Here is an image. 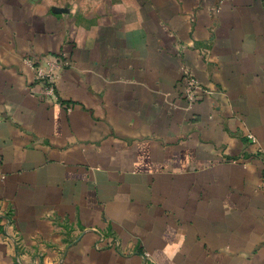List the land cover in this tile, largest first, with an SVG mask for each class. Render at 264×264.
<instances>
[{"label": "crops", "instance_id": "0c3cea01", "mask_svg": "<svg viewBox=\"0 0 264 264\" xmlns=\"http://www.w3.org/2000/svg\"><path fill=\"white\" fill-rule=\"evenodd\" d=\"M63 52L56 104L24 59ZM250 134L264 0H0V264H264Z\"/></svg>", "mask_w": 264, "mask_h": 264}, {"label": "built area", "instance_id": "2783aa9c", "mask_svg": "<svg viewBox=\"0 0 264 264\" xmlns=\"http://www.w3.org/2000/svg\"><path fill=\"white\" fill-rule=\"evenodd\" d=\"M222 1V0H221ZM26 65H28L34 72V87L40 89L41 96L45 99H50L56 104L60 103L58 91H57V79L58 72L64 68L71 67V61L67 53L63 52L59 55L57 60L50 58L41 60L40 62L34 60L31 57L24 59ZM183 88L184 97L186 101L192 106L198 103L203 95H210L212 92L207 90L191 73V71L183 67ZM248 143L255 147L256 154L262 162V184L264 186V150L259 145L257 139L253 135L247 136ZM4 178V177H2ZM144 264H153L149 253L144 254Z\"/></svg>", "mask_w": 264, "mask_h": 264}, {"label": "rangeland", "instance_id": "374dc122", "mask_svg": "<svg viewBox=\"0 0 264 264\" xmlns=\"http://www.w3.org/2000/svg\"><path fill=\"white\" fill-rule=\"evenodd\" d=\"M57 6L69 10H92L106 0H51Z\"/></svg>", "mask_w": 264, "mask_h": 264}]
</instances>
